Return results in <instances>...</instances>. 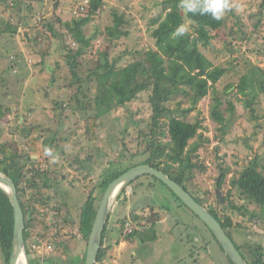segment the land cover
Returning a JSON list of instances; mask_svg holds the SVG:
<instances>
[{
  "label": "rangeland",
  "instance_id": "374dc122",
  "mask_svg": "<svg viewBox=\"0 0 264 264\" xmlns=\"http://www.w3.org/2000/svg\"><path fill=\"white\" fill-rule=\"evenodd\" d=\"M90 1L16 0L17 9L0 13V56L10 57L9 52L21 55L19 60L10 58L8 61L6 58H0V74L8 68L10 61L14 64L12 67L22 63L20 82L9 79L11 81L6 91L2 90L5 84L0 83V104L9 112L4 117L6 122L0 123V143L15 144L13 152L20 154L19 164H26L21 155L25 147L20 143V135L15 125L22 126L24 120H27L26 126L32 123L40 127L43 149L46 150V146L52 145L51 156L46 155L32 163L33 167L47 169L49 187L40 186L33 190L28 188L26 191V197L31 195L32 200L29 202V207L32 208V226L28 231V246L35 254L32 258L33 264H72L74 261L75 264H82L87 243L79 240L78 235L73 237L77 232L78 223L75 221L81 206L89 194L94 198L98 197L96 188L108 173H121L126 169L120 168L121 164L128 166L142 163L146 159L144 155L148 154L145 152L147 142L139 145L136 140L140 130L148 132L145 126L150 122L151 109L145 102V95L139 96L125 107H118L100 119L98 139L93 144L85 142L83 122L72 111L67 110L62 115V128H59L61 113L54 110L53 102L57 98L64 99V94L67 93L64 88L67 69L65 56L69 51L80 54L78 61L81 62V71L86 72L95 67V54L98 52L108 51L117 56L125 49L147 50L155 47L148 27L149 21L159 10L160 0H103L101 15H95L83 32V35L89 38L93 28H98L94 40L82 54L86 41L77 32H67L61 28L57 19L62 23L77 19L79 7L87 5ZM228 2L233 17H227L221 31L212 33L213 46L202 51L215 66L224 69L225 74L209 90L208 96L185 118L189 123L199 121L201 124L197 137L190 141L188 149L196 146L200 158H204L202 169L194 172L186 185L201 199L206 193V207L214 206L220 216L225 214L232 218L234 223H249L256 231L249 219L257 213V209L240 198L231 182L254 157H257L260 166L264 167V92L259 91L255 83L253 88L247 87L245 94H241L238 88L243 77L254 75L255 68L261 69L260 75L255 76L256 81L264 80V0ZM21 8L24 10L23 14L18 12ZM26 8H31V12L28 13ZM86 9L81 15L87 12ZM112 10L124 14L127 22L122 27L123 31L128 32V36L121 37V40L114 39L113 33L106 30L113 25ZM227 14L228 11L224 15ZM24 18L28 21L26 26L21 25ZM13 20L19 25V35H10V38L2 32ZM164 32L170 34L169 30L165 29ZM230 32L236 36H229ZM242 35H245L244 39H240L239 36ZM51 79H54V83L49 87ZM46 91L48 98L45 97ZM250 92L251 95H248ZM253 92H256V97L251 106L255 119L251 118L245 106L246 101L252 98ZM228 100L234 107L232 114L226 111L225 103ZM187 106L188 103L182 104V108ZM215 108L228 119L225 133L221 132V125L211 117ZM30 109L33 110L31 114L28 113ZM59 129L56 141L53 142L49 136ZM75 156L85 160L84 165L89 168L72 167L71 158ZM52 163L56 165L53 166ZM48 165L49 167L45 168ZM222 171L225 176L219 191L224 200L221 204L222 209L226 210L224 213H221L220 202H217L215 197V190L218 189L216 184ZM60 173L66 178L65 181L60 180L61 176L59 179ZM66 181L71 182V188L66 186ZM130 188L122 193L114 209L116 211L112 212L114 218L109 223V241L106 244L111 249L101 264H227L224 254L212 241L203 224L159 181L140 178ZM229 191L231 197L227 200ZM61 198H69V209L63 206L58 215L59 211L51 209L56 203H61ZM229 203L245 207V218L242 219L238 213L228 209ZM132 211L143 219L139 223L142 228L154 224L156 242L139 245L136 240L131 243L119 237L118 223L115 221L122 219L124 215L128 216ZM257 231L263 232L261 229ZM240 233L234 232L231 237L234 243L241 247L244 255H248L250 251L257 253L254 246L249 245L247 248V233ZM254 237L260 238L255 234ZM2 263L0 255V264Z\"/></svg>",
  "mask_w": 264,
  "mask_h": 264
},
{
  "label": "trees",
  "instance_id": "16d2710c",
  "mask_svg": "<svg viewBox=\"0 0 264 264\" xmlns=\"http://www.w3.org/2000/svg\"><path fill=\"white\" fill-rule=\"evenodd\" d=\"M180 2L181 0H160L158 3L159 10L149 21L148 27L151 31V37L155 42L154 48L147 50L125 49L120 51L117 56L108 51L98 52L95 54V67L89 68L86 72L81 71V62L78 61L80 54L78 55V53H74L71 50L65 56L67 69H65L66 83L64 88L67 89V93L64 94V99L57 98L53 102L54 110L61 113V117L59 118L60 129L62 128L60 122H63L62 115L67 110L72 111L83 122L82 130L85 142L93 144L98 139L99 120L115 111L118 107H125L135 101L139 96L145 95V102L151 109L150 122L145 126L148 128V132L140 130L138 137H136L139 145L147 142L145 152L148 154L144 155L146 159L142 163L130 164L128 166L121 164L119 167L126 169L121 173H108L109 175L107 174L96 188L99 192L97 198L89 194L86 202L81 206L78 218L75 221L78 223V226L77 232H75L73 237L78 235V239L82 240V242L87 243L99 202L108 185L129 169L136 166L148 165L153 169L161 171L187 191L197 203L206 207L207 200L204 198L206 193L203 194V199H201L187 187L188 180L192 179L193 173L200 171L204 165V158H200L197 147L193 146L191 149H188L190 141L197 137V131L201 128V124L199 121L189 123L185 121V118L201 100L208 96L209 90L225 74V70L215 66L202 51L213 46L212 40L214 36L212 33L221 31L225 26L227 17H233V13L229 4L230 10H227L228 14L223 15L219 20L212 18L211 15H193L191 13L186 15L179 7ZM102 4L103 0H91L87 2V5L79 7L77 10L79 17L77 19H72L66 23H62L60 19H57V23L61 25V28H64L67 32H77L86 41V45L81 51L82 54L88 49V44L94 40L98 28H93L92 35L89 38H86L83 32L95 15H101ZM15 9H17L16 0H0V13L6 11L13 12L12 10ZM85 9L87 12L81 15ZM26 11L30 13L31 8H26ZM18 12L23 14L24 10L21 8ZM112 15L113 25L106 28L107 32L113 33V38L117 40H121V37L126 38L128 32L123 31L122 27L127 24L124 19V14H118L116 10H112ZM21 23V25L26 26L28 21L24 18ZM181 25L186 27L187 33L184 36L175 37L173 33ZM18 29L19 25L13 20L11 23L9 22L8 28L4 29L2 34L16 36L19 35ZM165 29L169 30L170 34L165 33ZM25 36L28 37L27 33H25ZM229 36L235 37L236 34L230 32ZM244 36L239 37L240 39H244ZM29 40L31 41V39ZM9 53L10 57L0 56V58H6L8 61L10 58H16L17 60L21 58L20 54H16L15 52V54ZM9 63L8 68L0 74V83L6 85V87L5 85L4 87L2 86V90L4 91L7 90V85L11 81L9 79H14L15 82H20L22 79L20 74L22 71V63L17 65V67H12L14 64L11 61ZM260 72L261 69L255 68V71H253L254 75L241 79L238 87L241 94H245L247 87L251 86L253 88L255 84L259 91L264 92V80L258 82L255 79V76L257 74L260 75ZM53 83L54 79H51L49 87H52ZM253 93L252 98L246 101L245 106L248 108L251 118L255 119L256 117L254 116L251 105L256 97V92ZM248 95H251V92ZM48 96L46 91L45 97L48 98ZM183 103H188L189 106L182 108ZM225 104L226 111L232 114L234 107L230 100L226 101ZM5 108L4 105L0 104V123L6 122L4 117L9 112L5 111ZM32 112L33 110H28L29 114ZM211 117L221 125V132L225 133L228 119L223 116L222 112L215 108L211 113ZM26 121L24 120L22 126L15 125L17 133L20 135V143L25 147L21 155H23L22 159L26 161V164H19L21 159L20 154H14L13 152V145L15 144L12 142L0 143V172L9 176L15 184L19 204L24 215L25 230L23 236L25 242L29 237L28 229L32 226L30 219L32 208L24 205L22 198L25 193L21 195L20 190L25 191L28 188L33 190L38 189L40 186L45 188L49 187L47 169H44V167H42L43 169H39L33 167L32 164L36 159L46 156L45 149H43L44 144L42 145V140L40 141L43 138L40 134V127L32 123L26 126ZM60 129L49 136L53 142L56 141L55 138ZM51 147L52 145L46 146L45 148L46 150H50ZM54 153L57 152L54 151ZM71 160H73L70 163L72 167L89 168L84 165L85 160H81L77 156L71 158ZM52 164L53 166L56 165L55 163ZM29 166L33 168H29ZM48 167L49 165L45 168ZM224 176L225 172L222 171L216 184L219 190L223 185ZM149 178L157 180L150 176L143 177V179ZM159 183L161 182L159 181ZM231 184L239 193L240 198L245 199L257 209V213L253 214L249 221L250 224H254L257 230L261 229L263 232L255 231V229L249 226V223L244 224V221L243 224L234 223L233 219L229 216L225 214L220 216L214 206L206 208L231 239L235 248L247 264H264V167L260 166L258 158L254 157L248 161L242 167V170L238 172L237 178ZM163 186L167 189L165 185ZM168 191L173 195L169 189ZM230 197L231 191L228 192L226 199L229 200ZM176 200L179 201L178 198ZM68 201L69 198L65 200L61 198V203H56L57 206L55 205L51 210L55 212L59 211V215L60 209L63 206L68 208ZM41 204L44 205L45 203ZM181 205L185 207L182 203ZM228 205V209L233 211V213L235 211L242 216V219L245 218V207H237L233 203H229ZM219 207L221 208V213L226 211L222 209L221 204H219ZM135 213L132 211L128 216L124 215L122 219L115 221L118 223L117 234L119 237L123 241L131 243L136 240L139 245H148L156 242L157 236L153 229L154 224L148 228H142L139 226V223L143 219ZM111 215L112 213L109 215L104 227L96 264H101L111 249L110 246L106 245L109 241V223L114 218V215L112 217ZM194 217L199 220L195 215ZM127 223H130L132 226L130 233L124 232ZM13 225L12 206L7 196L0 189V255L3 261L2 264H9L13 240ZM203 226L208 231L212 241L218 245L224 254L214 236L204 224ZM237 231L241 232L240 235L247 233L248 240L246 241L245 239L247 248H249V245H252L258 251L257 253L250 251L248 255H244L241 247H238L231 237V234L234 232L237 233ZM254 234L260 236V238L254 237ZM224 256L227 264H232L225 254ZM83 258L85 259V253ZM84 259L82 260V264ZM72 264H75V261Z\"/></svg>",
  "mask_w": 264,
  "mask_h": 264
},
{
  "label": "water",
  "instance_id": "95a60500",
  "mask_svg": "<svg viewBox=\"0 0 264 264\" xmlns=\"http://www.w3.org/2000/svg\"><path fill=\"white\" fill-rule=\"evenodd\" d=\"M145 176L153 177L165 185L208 228L232 264H247L231 239L211 216L208 209L197 203L187 191L172 181L167 175L148 165H140L129 169L106 188L99 202L92 228L87 238L84 264H96L102 242V234L109 215L114 211L122 193L138 179ZM0 189L7 196L13 209V240L9 264H31L23 236L25 230L24 215L19 204L16 187L13 180L3 172H0ZM215 197L220 204H223L224 200L219 189L215 190Z\"/></svg>",
  "mask_w": 264,
  "mask_h": 264
},
{
  "label": "clouds",
  "instance_id": "9594fccd",
  "mask_svg": "<svg viewBox=\"0 0 264 264\" xmlns=\"http://www.w3.org/2000/svg\"><path fill=\"white\" fill-rule=\"evenodd\" d=\"M179 7L187 15L191 13L193 15H211L212 18L219 20L223 17L225 12L229 9L228 0H181ZM187 33V29L184 25L178 27L173 35L175 37L184 36ZM45 155L51 156L50 150H45ZM55 158L53 157V162Z\"/></svg>",
  "mask_w": 264,
  "mask_h": 264
},
{
  "label": "flooded vegetation",
  "instance_id": "af4514ba",
  "mask_svg": "<svg viewBox=\"0 0 264 264\" xmlns=\"http://www.w3.org/2000/svg\"><path fill=\"white\" fill-rule=\"evenodd\" d=\"M57 171H59V170H57ZM60 176L62 177V179H60ZM58 177H59V179L60 180H62V181H65L66 180V178L63 176V174H58ZM66 186H68L69 188H71V182L70 183H67V181H66ZM74 184H76V182H74ZM21 192V195L23 194V193H25L24 194V197L22 198V202H24V205L25 206H28L29 207V202H32V200H30L31 199V195H30V197L29 196H27L26 197V195H27V193H26V191H27V189L25 190V191H22V190H20ZM33 196V195H32ZM24 198H26V199H24ZM33 198V197H32ZM30 200V201H29ZM30 208V207H29ZM28 231H29V229H28ZM28 240H29V237L26 239V242H25V245H26V249H27V253H28V256H29V259H30V263L31 264H33L32 263V261L34 260V259H32V258H34V251L33 250H30V248H29V246H28ZM35 248V247H34ZM37 251H35V253H36ZM43 262H44V260H43Z\"/></svg>",
  "mask_w": 264,
  "mask_h": 264
},
{
  "label": "built area",
  "instance_id": "2783aa9c",
  "mask_svg": "<svg viewBox=\"0 0 264 264\" xmlns=\"http://www.w3.org/2000/svg\"><path fill=\"white\" fill-rule=\"evenodd\" d=\"M131 230H132V226H131V224H130V223H127V224L125 225V230H124V232H125V233H130Z\"/></svg>",
  "mask_w": 264,
  "mask_h": 264
},
{
  "label": "crops",
  "instance_id": "0c3cea01",
  "mask_svg": "<svg viewBox=\"0 0 264 264\" xmlns=\"http://www.w3.org/2000/svg\"><path fill=\"white\" fill-rule=\"evenodd\" d=\"M142 212V211H141Z\"/></svg>",
  "mask_w": 264,
  "mask_h": 264
}]
</instances>
